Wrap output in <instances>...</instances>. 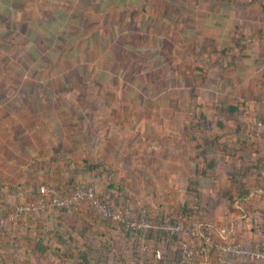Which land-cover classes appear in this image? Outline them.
<instances>
[{
    "label": "rangeland",
    "instance_id": "obj_1",
    "mask_svg": "<svg viewBox=\"0 0 264 264\" xmlns=\"http://www.w3.org/2000/svg\"><path fill=\"white\" fill-rule=\"evenodd\" d=\"M220 3L0 0V147L14 152L16 166L48 162L47 176L63 186L92 182L98 191L113 182L114 209L151 223L135 239L94 216L100 230L87 232L94 264L111 263L122 241L135 247L134 264H156L173 236L197 252L199 223L235 209L232 179H247L248 164L261 157L256 118L264 116L244 106L220 110L224 65L238 59L229 52L236 32L219 31L226 27ZM214 120L223 127L212 129ZM169 223L180 231L156 228Z\"/></svg>",
    "mask_w": 264,
    "mask_h": 264
},
{
    "label": "crops",
    "instance_id": "obj_2",
    "mask_svg": "<svg viewBox=\"0 0 264 264\" xmlns=\"http://www.w3.org/2000/svg\"><path fill=\"white\" fill-rule=\"evenodd\" d=\"M219 8L225 15V18L222 19V25H226L219 31H223L224 34L227 33L232 38L235 34V40H237L236 47L231 48L229 52L230 55L238 59L231 66L226 67L225 83L222 84L227 95V103L244 106L245 112L250 116H264V0H221ZM233 30L236 33L233 34ZM232 66L235 67L234 73L231 72L230 77L226 79L228 69ZM4 152L6 153L4 154ZM263 152L260 155L261 158H264ZM13 153V151L7 152L5 148L0 147V183L4 184V190H11L10 192L13 194L12 188L16 185L12 184L10 179L13 178L11 175L16 173V177L20 175L17 182H21L20 184L24 185L25 190L30 189V184L34 181H52V178L46 174L48 162L44 161L42 167H35L34 165L16 166V163H13L18 162L19 159L14 160ZM4 158L8 161L6 163L14 165L10 166V171L5 168ZM7 174L10 175L5 177ZM248 176L244 180L254 184L257 191L226 216L215 213L214 223L212 221L211 223L219 229L230 226L233 239L243 246L254 248L257 247L261 238L259 226L263 221L261 215L264 210V179L262 176H257L255 172H248ZM24 196L29 198V193L26 192ZM13 198L14 196H11V199ZM96 215L94 209L83 202L74 210H57L53 213L36 214L27 217L25 221L20 220L10 224L8 229L3 230L0 227V264H69L73 262L81 264L80 262L84 263V259L81 258V254L84 252H87L86 256L89 257L85 264H94L96 258H94L93 241L88 237L85 240L81 235L84 230L86 236H88L87 232H92L93 229L100 230V225L93 223V218ZM71 218L75 224L69 222ZM102 220L106 222L104 224H109L108 220ZM83 222H87L88 226L85 227ZM56 225L64 226L63 228L75 232L78 238L76 245L80 251H76L74 246L69 249L64 239L65 236L51 231V228ZM102 227L107 229V226ZM46 234L57 236L55 242L50 241L51 238H47ZM41 245L45 246L43 251L38 248ZM47 245L51 248L46 249ZM106 245L107 248L111 246L109 243H104L105 249ZM55 248L60 249V254L63 251H67V253L57 256ZM50 250H53L52 255L48 254ZM25 251H29L30 255H25ZM170 252L171 250L164 252L163 255L167 259L161 261L158 259L156 264H169L171 258L169 259L167 254ZM218 253L216 249L212 252L207 249L205 255L199 253L189 260L188 264H260L259 261L245 256L229 255L220 258ZM110 261L111 263L105 264H120V258L117 254ZM126 264H134V262L131 259L126 261Z\"/></svg>",
    "mask_w": 264,
    "mask_h": 264
},
{
    "label": "trees",
    "instance_id": "obj_3",
    "mask_svg": "<svg viewBox=\"0 0 264 264\" xmlns=\"http://www.w3.org/2000/svg\"><path fill=\"white\" fill-rule=\"evenodd\" d=\"M102 5H100L101 7L103 6V2H101ZM99 7V6H98ZM103 8V7H102ZM101 9V8H99ZM228 47L225 46L223 47L222 50H220V54L225 56L227 51H228ZM233 57V56H232ZM232 65V64H231ZM225 67H229L230 64H226L224 65ZM240 106L239 104H229L227 103V106H222L221 107V111L223 112H229V113H232V112H236L238 111V109H240ZM201 119H206V117L201 114ZM257 120L260 119V117H257L256 118ZM211 120L209 119H206V122L210 123ZM255 124V123H254ZM215 126L219 127V128H222L223 127V122L220 121V120H214L212 121V124H211V127L213 129V127L215 128ZM244 133L242 132V135ZM196 139V138H195ZM211 141L208 139V136L207 137H204V143H203V147L204 145H210ZM196 146H199L200 147V142L199 140H197V144ZM203 156H204V152H203ZM34 162H37V161H34ZM208 165H212L211 162L208 163ZM88 170H90L91 168H94L95 166H91V165H88ZM261 167V168H260ZM252 173V172H255L257 176H262V178L264 179V158H259L257 162L255 163H252L250 162L247 166V170L244 172V173ZM244 176H247L249 177L248 175H244ZM242 176H240L239 178H241ZM236 179L233 178L232 179V182L233 183H238V189H237V192H236V195H233V196H230L229 197V201L231 204H234L236 206H240L242 203L246 202L249 197L251 196L252 193H255L257 191V189L254 187V184L250 183L249 181L246 182V180H241V179ZM66 181H68L67 179H65ZM37 182V185H36V188L33 186H35V183H31L30 184V189L28 190H25V187L23 184H19L15 187H13L12 189L14 190L13 194L10 192L11 190H4V184H1L0 183V216L4 215L5 213H7L8 211L12 210L17 204L21 203V202H25L29 199H33L35 198L36 194H37V188L39 185H42V184H47V185H52L55 187L56 189V194L57 195H65L67 192H69L70 190L74 189L75 187L77 186H90L93 190V193L94 195L100 199V200H103L105 197H108V201H109V206L111 207V209L113 211H116V212H120L122 214H124L125 216H128V214H126L125 212L123 211H119V210H115L114 207H113V204H112V200H113V191L116 190V187L117 185L114 184L113 182H109L105 188H102V190H96L94 184L92 182H89L88 184L87 183H83V182H75V183H72L70 184L69 186H63L61 182H57V181H47V182H40V181H35ZM60 183V184H59ZM18 188L21 189V192H18V191H15L17 190ZM26 192L29 193V198L25 199L24 195L26 194ZM12 194V195H11ZM24 194V195H23ZM11 196H14L15 198L11 199ZM18 198H17V197ZM24 197V198H23ZM15 200H17V202H14ZM83 202H76L73 206H71L69 209H63V210H74L76 209L80 204H82ZM84 203H87L89 204V202L87 201H84ZM93 209L94 211L96 212L97 216H99L101 219H105V220H108L107 222H109V224H112L113 226H116L114 229V231H119L121 234H125L126 236H130V237H134L135 239L137 238H140L142 237V235L144 236L145 235V232L146 230H134V229H129V228H125L121 225H117L115 224L111 219L109 218H106V217H103L102 214L94 208L93 205L89 204ZM183 208V211H186L185 207L182 206ZM57 210H60V209H56V208H45V209H40V210H36V211H32V212H29V213H25L23 214L19 219L17 220H12V221H9L7 222L2 228L3 230L4 229H8V227L10 226V224L16 222V221H25V219L29 216H34L36 214H46V213H53V211H57ZM186 213V212H185ZM140 216H144V214H140ZM137 217H139V214L137 215ZM261 218L263 219L262 221V224H260V230H261V238H260V241L257 245V247H260L261 246V242L263 240V235H264V210H263V213L261 215ZM105 222V221H104ZM202 225L201 228H199V234H198V237L200 238V241H199V246L197 247V252L195 251V254H193L192 256L190 257H184L182 254H181V249H180V244H179V237H175L173 236V242H172V248H171V255H172V258L169 260V264H188V261L191 260L192 258H194V256H197L199 253L200 254H204L205 255V251L208 249L209 252L211 251H215V247L213 245V241H221L225 244L227 243H230V242H237L235 239H233V233H232V228L230 226L226 227L225 229H219V228H216L214 227V225L212 223H207V222H203V223H199ZM59 226V227H57ZM108 226V225H107ZM62 227V228H61ZM64 226H61V225H56L55 227H52L51 228V231H54V232H57L58 234H61V236H65L64 239L65 241L67 242L68 244V247L69 249L71 247H75L76 248V251H80V248L77 247L76 245V242L78 241V238L76 237V234L74 231H72L71 229H65L63 228ZM85 231V230H84ZM83 231V234L81 235V237L85 240H87V236H86V233H84ZM149 232V231H148ZM150 233H147V236L149 235ZM209 235L211 237V240L210 242H207L205 240V237ZM46 237L47 238H51L50 241H54L56 240L57 236L53 235V234H46ZM177 238V239H176ZM45 246L44 245H41V246H38L39 250H42L43 251V248ZM121 249L119 251H117V255L118 257L120 258V264H126V261H130L132 259V256L134 254V250L135 247L134 246H128L127 244V241H122V245H121ZM191 247V245H190ZM47 248H51L49 245L46 246V249ZM52 249H54V247H52ZM55 250L57 251L56 252V255L59 256V255H65L67 253L63 251V253L60 254V249L59 248H55ZM217 250V249H216ZM164 252L168 251V248H166L165 250H163ZM163 251L161 253V255L159 256V261H161L162 259H167L166 256L163 255ZM84 252V251H83ZM53 253V250H50L48 252V254L52 255ZM65 253V254H64ZM220 255V253H218ZM87 255V252H84L81 254V258L84 259V263L83 262H80L81 264H85V262H87V259L89 258ZM260 262V261H259ZM141 263H143L141 261ZM69 264H77L76 262H73V263H69ZM149 264V263H147ZM260 264H263L262 262H260Z\"/></svg>",
    "mask_w": 264,
    "mask_h": 264
},
{
    "label": "built area",
    "instance_id": "obj_4",
    "mask_svg": "<svg viewBox=\"0 0 264 264\" xmlns=\"http://www.w3.org/2000/svg\"><path fill=\"white\" fill-rule=\"evenodd\" d=\"M256 126L264 132V118L258 119L256 121ZM36 192L35 198L17 204L12 210L0 216V227H3L9 221L19 219L25 213L45 208H56L60 210L69 209L76 202L81 203L84 201L89 202V204L93 205L103 217L111 219L117 225L119 224L125 228L134 230H147L151 227V223L143 216H140L139 219L131 218L120 212L113 211L109 206L108 197H105L103 200L98 199L90 186H77L65 195L60 196L56 194L54 186L42 184L38 186ZM156 228L160 229L162 232L168 233H178L181 229L177 224L171 223L159 225L156 226ZM205 240L207 242L212 241L209 235L205 237ZM179 244L181 254L184 257H190L195 254V251L190 247L186 239H180ZM213 245L220 253V258L229 255L245 256L264 264V235L260 247H246L238 242L225 244L221 241H213Z\"/></svg>",
    "mask_w": 264,
    "mask_h": 264
}]
</instances>
